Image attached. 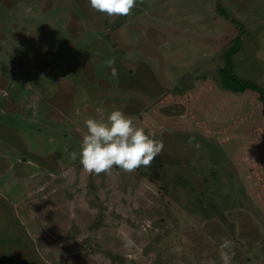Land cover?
Here are the masks:
<instances>
[{
    "label": "rangeland",
    "instance_id": "374dc122",
    "mask_svg": "<svg viewBox=\"0 0 264 264\" xmlns=\"http://www.w3.org/2000/svg\"><path fill=\"white\" fill-rule=\"evenodd\" d=\"M219 3L245 26L235 73L264 87V0H0V264H221L222 238L264 264V118L219 85ZM117 108L163 151L88 174L70 153Z\"/></svg>",
    "mask_w": 264,
    "mask_h": 264
},
{
    "label": "clouds",
    "instance_id": "9594fccd",
    "mask_svg": "<svg viewBox=\"0 0 264 264\" xmlns=\"http://www.w3.org/2000/svg\"><path fill=\"white\" fill-rule=\"evenodd\" d=\"M92 9L108 16H128L136 6L137 0H89ZM112 67L114 61H106ZM112 74L116 69L112 67ZM86 132L83 134L80 152L72 151L70 158L79 162L88 174L111 175L113 167L132 173L140 167L151 168L153 161L164 148L163 142L146 133L138 126L131 115L121 109L112 110L106 119L88 118L85 120ZM195 137H189L191 144ZM199 147V145H195ZM235 255L234 244L222 238L220 244L221 264H231ZM208 264H215L209 261Z\"/></svg>",
    "mask_w": 264,
    "mask_h": 264
},
{
    "label": "trees",
    "instance_id": "16d2710c",
    "mask_svg": "<svg viewBox=\"0 0 264 264\" xmlns=\"http://www.w3.org/2000/svg\"><path fill=\"white\" fill-rule=\"evenodd\" d=\"M217 9L237 30V34L232 39L231 45L228 46L222 54L223 63L218 68L219 85L223 89L235 93L253 92L259 101L261 114L264 118V87L247 78L240 77L234 71L233 57L242 46L245 26L239 20L231 17L227 9L220 3L217 4Z\"/></svg>",
    "mask_w": 264,
    "mask_h": 264
},
{
    "label": "crops",
    "instance_id": "0c3cea01",
    "mask_svg": "<svg viewBox=\"0 0 264 264\" xmlns=\"http://www.w3.org/2000/svg\"><path fill=\"white\" fill-rule=\"evenodd\" d=\"M43 236H44V235H43ZM51 238H52V237H51ZM51 238H50V239H51ZM62 241H64V242L66 243V245H67V241H65V240H63V239H62ZM4 242H8V241L5 240ZM45 242H46V248L50 250V247H48L47 244L50 243L51 241H50V242L45 241ZM12 248H13V247H12ZM12 248H11V249H12ZM65 249H66V248H65ZM28 250H29L30 252H31V251H34V252H35V250H33V249H31V250L28 249ZM75 250H76V253H77V249H75ZM12 251H13V250H12ZM3 257L5 258V256H3Z\"/></svg>",
    "mask_w": 264,
    "mask_h": 264
}]
</instances>
